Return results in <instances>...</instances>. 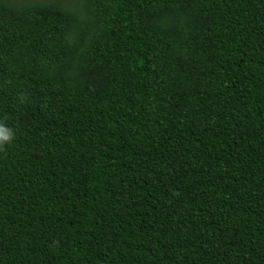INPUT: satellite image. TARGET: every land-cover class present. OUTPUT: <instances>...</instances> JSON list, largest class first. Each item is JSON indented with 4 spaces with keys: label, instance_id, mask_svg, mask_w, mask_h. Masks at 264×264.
<instances>
[{
    "label": "trees",
    "instance_id": "1",
    "mask_svg": "<svg viewBox=\"0 0 264 264\" xmlns=\"http://www.w3.org/2000/svg\"><path fill=\"white\" fill-rule=\"evenodd\" d=\"M0 264H264V0H0Z\"/></svg>",
    "mask_w": 264,
    "mask_h": 264
},
{
    "label": "clouds",
    "instance_id": "2",
    "mask_svg": "<svg viewBox=\"0 0 264 264\" xmlns=\"http://www.w3.org/2000/svg\"><path fill=\"white\" fill-rule=\"evenodd\" d=\"M14 141V131L12 128L7 127L3 121H0V153L7 151L8 145Z\"/></svg>",
    "mask_w": 264,
    "mask_h": 264
},
{
    "label": "rangeland",
    "instance_id": "3",
    "mask_svg": "<svg viewBox=\"0 0 264 264\" xmlns=\"http://www.w3.org/2000/svg\"><path fill=\"white\" fill-rule=\"evenodd\" d=\"M18 3H30V2H35V1H39V0H14Z\"/></svg>",
    "mask_w": 264,
    "mask_h": 264
}]
</instances>
